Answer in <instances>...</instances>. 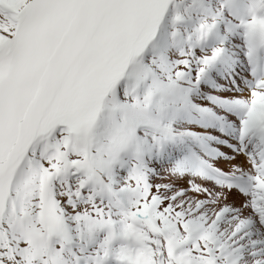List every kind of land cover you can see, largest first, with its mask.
<instances>
[{
  "label": "snow or ice",
  "instance_id": "6c2138e0",
  "mask_svg": "<svg viewBox=\"0 0 264 264\" xmlns=\"http://www.w3.org/2000/svg\"><path fill=\"white\" fill-rule=\"evenodd\" d=\"M0 264H264V0H0Z\"/></svg>",
  "mask_w": 264,
  "mask_h": 264
}]
</instances>
